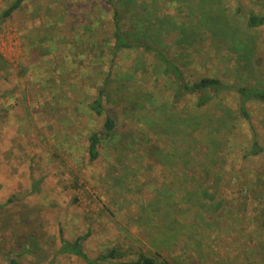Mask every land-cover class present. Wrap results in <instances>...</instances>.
I'll list each match as a JSON object with an SVG mask.
<instances>
[{
  "label": "rangeland",
  "instance_id": "1",
  "mask_svg": "<svg viewBox=\"0 0 264 264\" xmlns=\"http://www.w3.org/2000/svg\"><path fill=\"white\" fill-rule=\"evenodd\" d=\"M13 1L0 0V204L13 199L0 209V264L11 260L20 264H86L78 257L61 254L60 249L63 240L74 241L88 233L83 248L91 259L111 248L129 252V258L137 251L148 253L157 242L148 237L151 230H140L138 218L148 204L163 198L167 188L179 189L166 202L174 214L179 213L177 221L187 226L186 231L177 232L178 237L169 234L179 240L171 251L161 250L167 264H264V205L259 204L264 200H246L232 181L233 176H239L241 188L257 174H264V154L242 159L243 147L253 138L251 126L264 146V104L249 105V122L230 112L235 113L236 107L229 94L221 103L213 102L209 110L204 109L216 115L230 113V137L235 146L224 144L215 156L217 170L219 164L226 163L221 176L219 172L216 176L200 174L204 165L212 167L214 157L196 163L190 158L194 152L187 157L189 153L182 151L190 145L181 147L175 136L171 145L169 135L154 129L164 116L161 108L173 107L172 96L164 92V87L172 90V85L159 73L152 71L150 76L135 71L141 60L152 64V55H112L111 16L94 23L101 0H27L3 20ZM118 1L124 4V0ZM138 1L148 3L146 14L158 19L156 27H148L160 36L167 54L190 75L210 74L237 86L264 88V26L251 34L257 50L247 62L241 54L229 53L226 46H216L220 41L215 42L209 31L189 42L191 47L183 48L186 44L176 27L192 19L194 4L189 0ZM217 1L222 11L233 4L264 15L262 0ZM62 10L70 17L61 15ZM200 17L194 16V26ZM242 18L237 20L243 23ZM163 20L174 24L177 31L173 37L168 36L169 28L165 32L161 27ZM87 26L91 29L85 30ZM45 35L50 37L48 51ZM106 38L111 47L104 44ZM50 44L54 51L49 52ZM47 52V56L41 55ZM111 69L120 73L113 76L107 92L113 99L119 90L122 97L116 93L115 103L105 99V108L117 119L118 131L115 139L99 146L100 156L91 162L88 136L102 128L105 118L91 112L89 104L97 97L98 80L105 82ZM130 95L133 101L127 98ZM193 102L188 98L175 104L179 112L171 108L168 113L166 107L163 112L175 119L173 111L182 115L195 112ZM166 120L159 130L174 128L175 132L176 126ZM203 133L198 137L203 138ZM221 137L226 143L227 134L223 132ZM172 148L178 151L173 154ZM186 160L190 162L184 167ZM197 183L216 191L218 197L200 198L199 204L186 192ZM156 217L158 222L142 224L157 225L159 213Z\"/></svg>",
  "mask_w": 264,
  "mask_h": 264
},
{
  "label": "trees",
  "instance_id": "2",
  "mask_svg": "<svg viewBox=\"0 0 264 264\" xmlns=\"http://www.w3.org/2000/svg\"><path fill=\"white\" fill-rule=\"evenodd\" d=\"M26 2L27 0H14L10 7L4 12L2 16L3 20H7L9 17H11V15L15 11L19 10ZM189 2L194 4L193 9L190 7L192 10V19L187 22H181L176 27L178 31H180L182 43L184 42L186 44L183 47L184 49H187L190 46L189 42L197 40L203 32L209 31L215 42L220 41L219 44H215L216 46L219 48H225L226 46L229 53L234 52L241 54L247 62H251V59L257 50L256 41L253 39L251 34L264 26V15L260 14L255 9H246L240 6L234 7L233 4H230V6H228L226 9H223L222 11V9L218 7V4H216L219 2L217 0H189ZM262 2L264 3V0H262ZM123 5L125 6L123 7ZM143 6L145 7L143 8ZM98 7L100 12L96 15L94 14V23H101L104 19V16L106 15H110L112 18L111 35L114 44L111 47L107 38L104 39V44L108 43V47H111L112 55L115 58L123 52H141L142 54L144 53L146 55H152V64L146 65L144 64V61L141 60L138 62L139 64H137V69H135V71H138V73L142 72L145 73V75L148 74L150 76L153 75V72L155 75L159 73L161 78L164 79L165 77L171 83L172 90L164 87V92L172 96V99L174 100V102H172L173 107L171 106L172 109L174 108L178 110L176 106L177 104H181L188 98L194 99L193 105L195 107V112L182 115L178 113L179 110L178 112L173 111L176 114L175 119H171L165 114L166 112L170 113V111H172L169 105L162 107L161 112L164 114V116L160 124H157L154 129H158L157 133H160V135L162 133L169 135L167 138L171 139V145L176 141L173 139L174 136L179 138L178 144L181 147L184 145H190L189 148H185L182 151L184 155L189 153L187 157H189L194 152V155L192 157L190 156V158L194 159L196 163H202V160L208 159L209 156H213L214 162H211L212 167L208 164L204 165L200 169V174L205 173L209 176H216L219 172L221 176V174L224 172L223 169H225L224 166L226 163L222 162L219 164L217 170L215 165H218V163L215 160V156L218 152L222 151L224 144L231 147L232 145L233 147L235 146L230 137V133L233 130L232 120L230 119V113H226L224 115H216L212 112V114L206 113V111L209 110L207 107L216 101L221 103L225 94H229V96L232 95L236 111L235 113L232 111L230 112L235 114L236 119L243 118L249 122L250 113L248 107L251 104H264V88L257 87L255 85L253 87L247 85L237 86L234 81L226 82L225 79L215 77L210 74L201 77H194L193 74L190 75L189 72H186L185 69H183V67L177 63V61L172 59L167 54L166 50L162 47L163 43L162 45L160 44V36L153 34L152 28L148 27L149 25L156 27L158 24L157 17L149 18L147 15V8L149 7L148 3L142 4L139 3L138 0H124V4H121L118 0H101V4ZM151 13L150 16H153ZM60 14H67L70 17L69 12L64 10H62ZM61 15H57L56 17L59 18ZM195 15H202V18L200 17L201 19H199V24L197 26H194L193 22ZM240 16L243 17V23L237 20L240 18ZM184 18H186V16H184ZM194 20L197 19L195 18ZM161 24V27H163L165 32L167 31V28L170 29V32L168 31V36L170 35L173 37L177 31H174L173 29L174 24L172 22L165 23L164 20L161 22ZM127 25H129V27H126ZM202 27L206 28L201 29ZM74 28L76 27L74 26ZM90 29V26L85 28V30ZM106 33L108 34V31H106ZM51 37L53 38L52 40H55L54 35H51ZM49 38L50 37H48V35H45L43 40L44 43L47 44V51ZM202 38L203 36H201V39ZM94 44L95 41L92 43V45ZM50 45L49 52L54 51L55 48L52 46V44ZM41 55L43 57L47 56L48 52ZM97 58L98 56L96 58L94 57L93 60ZM99 59L103 63V57L99 56ZM118 73H120L118 70L114 72V70L111 69V71L107 72L106 74L105 82H102V79L98 80V83L100 82V86H98L97 89V97L94 102L89 104V109L91 112L96 113L97 116H104L105 118L102 128L88 136L87 152L91 162H94L99 158V146L103 142L112 141L117 135L118 122L117 119L106 110L105 99L108 100V103L116 102V93L119 95L120 91L115 90L113 101L107 92V86L111 84L113 76L117 75ZM127 75L128 74L122 75V79H125ZM119 96L122 97L121 95ZM127 98L131 99L132 97L130 95ZM183 106H185V103ZM165 107L167 111L163 112L165 111ZM158 108L159 107H157L156 110H158ZM205 108L207 109L204 112ZM165 117L168 118L166 122H169L170 126H176L175 132L173 130L174 128L171 130L169 129L168 131H161V129L159 130L160 125H163ZM251 130L253 138L250 140V145H246L242 149L243 160L254 159L264 154L263 144L258 141L257 135L253 133L255 130L254 126H251ZM223 132H225L228 136L226 140H224L226 143H222L221 141V134ZM201 133L204 134L203 138L198 137V134L200 136ZM171 151H173V154H175V152L178 150L172 148ZM189 162L190 161L188 160L184 161V167H186ZM263 176L264 174H257L253 180L247 181L248 186H245L244 184L241 188L239 187V183L241 182L239 176H233L232 181L233 184L238 186V191L241 192V195L245 196L246 200L254 197H257L258 200H264ZM186 177L183 176L182 179ZM185 181L187 182V180ZM181 188L183 187L181 186ZM176 190L178 191L179 189ZM177 191H171L170 188L163 189L161 194L163 195V198L161 196V198H156L154 202L148 204L138 218V220L141 222L139 223L140 230H144L145 232L146 230H151V234L148 232L149 235H147L151 239L152 243L157 242V245L154 246L152 251H149L148 253L137 251L134 255H132V257L129 258V256H131L129 252L122 251L118 248H111L108 249L105 254L100 255L95 259H91L85 253L83 248L84 242L90 236V233H88L82 237H78L74 241L63 240L60 253L78 257L86 264H103L107 261H115L116 264H167V261L165 260L161 250L166 252L171 251L177 240H179H174L173 237H178L177 232L187 230L186 224L184 222L181 223L176 219V216L178 217L179 214L178 211V214H174L175 211L168 208V206L171 205L167 203L169 202L167 200L169 195L172 193L174 194ZM186 192L187 195L190 194V198H196V200H199V202L196 201V203L198 202L199 204H201L202 200L200 198L207 199L206 197L210 196L215 199L218 197L217 195H214L217 194L216 191L207 189L200 183H197L195 188ZM185 197L188 198V196ZM11 202H13V199H10L4 205L0 204V209ZM186 202H188V200L184 201V203ZM158 213L160 216L159 221L161 222H159L157 225L152 224L150 227L149 225H145V228L143 224H148L150 220L151 223L158 222L156 217V214ZM169 234L173 237H170ZM10 264L20 263L16 260H11Z\"/></svg>",
  "mask_w": 264,
  "mask_h": 264
},
{
  "label": "crops",
  "instance_id": "3",
  "mask_svg": "<svg viewBox=\"0 0 264 264\" xmlns=\"http://www.w3.org/2000/svg\"><path fill=\"white\" fill-rule=\"evenodd\" d=\"M259 204L264 205V201H262V202L260 201ZM263 216H264V215H263Z\"/></svg>",
  "mask_w": 264,
  "mask_h": 264
}]
</instances>
